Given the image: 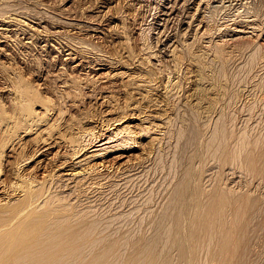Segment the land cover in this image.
Instances as JSON below:
<instances>
[{"label": "rangeland", "instance_id": "1", "mask_svg": "<svg viewBox=\"0 0 264 264\" xmlns=\"http://www.w3.org/2000/svg\"><path fill=\"white\" fill-rule=\"evenodd\" d=\"M263 55L264 0H0V240L20 251L22 235L66 216L96 229L84 264L112 243L105 263L129 264L154 237L159 260L138 264H232L204 242L181 259L176 229L155 230L190 173L199 193L262 203L248 262L264 264V179L215 159L213 132L232 121L229 151L248 127L264 138Z\"/></svg>", "mask_w": 264, "mask_h": 264}, {"label": "bare ground", "instance_id": "2", "mask_svg": "<svg viewBox=\"0 0 264 264\" xmlns=\"http://www.w3.org/2000/svg\"><path fill=\"white\" fill-rule=\"evenodd\" d=\"M259 51H258V54H259ZM216 53L219 54L220 51L216 50ZM258 58H260V57H258ZM226 79H228V78H226ZM202 82H204V81H202ZM260 82H262V81H260ZM257 86H260L261 92L264 94V83L262 82L261 85H257ZM262 97H261V100H262ZM29 102H31V101H29ZM22 104H23V102H22ZM26 105H27V103H26ZM257 106H258V104H257ZM17 107H18V105H17ZM247 108H248L247 109L248 114L253 112V110L255 109V107H248V106H247ZM224 112H225V110H224ZM208 113H210V112H208ZM229 113H231V112H229ZM227 115H229V114H227ZM219 119H222V118L219 117ZM206 120H207V118H206ZM228 121L224 120L222 123L220 122L219 125H217L218 123L215 124L217 126L214 128V131H213L215 136H216V138H214V139H217V137L224 139L223 143L220 140L221 142L219 143L218 148H216V150H214L215 159L217 157H218V159L219 158L223 159V164H225V161L226 162L229 161L231 163H235L237 161V163L239 162L242 164L243 167H245V169H244L245 173H247L248 175H250L251 177H254V178L264 179V138L262 136H260V137H262V139L261 138L254 139L255 136L254 137L252 135L248 136V133L251 132V130H252V128L250 129L248 127L247 132L245 131L246 135L243 136V139H241L240 142L235 143V146H234L235 150L229 151L228 145L232 144V143L227 142V141H229V135H227L228 134L227 129H229V128L226 127L227 126L226 124L228 123ZM253 132H254V130H253ZM231 137L232 136L230 135V139H231ZM215 144H216V142H215ZM212 145H211V147H212ZM213 148L214 147H212V150H213ZM186 151H187V149H186ZM196 156H198V155H196ZM1 157H2V155H1ZM198 158H199V156H198ZM241 169H243V168H241ZM189 174L187 173V174L181 176V179L178 180L176 187L173 189V193H172V197L170 199V202L163 209L164 211L160 214L158 221H157V224L154 226L155 230L158 233L159 229L161 231L162 226L164 229H166L167 228L166 225L169 224L170 226L167 229L166 233H167V235H171L172 231L173 230L175 231V229H176V232H175L176 234H173L172 240L170 242L169 241L168 242H169L170 248L174 249L175 251H178L177 257L179 256V258H181V259L188 258V255H189V257H192V256L195 257V255H196L195 252L192 253V251H191L193 249L192 246L194 247V245H195V250L197 251L198 246H202L201 243L204 242V246L206 244V247L204 249H205L206 253H208L209 256H211L210 258H213V256L219 257L220 259L229 258L230 261H233L232 264H249L248 261L251 258V257L249 258V256L251 255V246H252L251 244L253 242L252 237H254V232H253V230H251V226L254 224L255 219H257L256 218L258 216L257 214H260L263 210V206L261 205L262 203L260 204L258 202L259 200L257 201L255 199H250L249 197L244 198L243 196H240L237 198V197H233L231 195L227 196L228 195L227 193L222 194V195H224V197H220V198H217V195H219V194H216L214 191H211L208 193L203 191V193H199L200 190L198 191V187L197 188L191 187V183H190V179H189V177H190L193 180L192 181V185H193V182H196V178L194 176H192V174H190V175ZM203 194L205 195L206 198L204 197L205 201H203V203H202L201 202V196ZM236 203H237V206L235 208H233L234 210L232 209L233 212L230 215V219H227V215L229 213L228 209ZM197 210H198V212H197ZM193 211L195 214H192ZM50 212H49V214H50ZM42 217H44V215ZM68 219L69 218H67L65 216V218H63L59 222H53V224L51 223V225L44 224L39 229V231L37 232L36 235H28V234L22 235L20 238L24 242V247L20 251H17L16 247L13 244V240H9L7 243H5V242L3 243V240H0V264H20L19 263L20 261L22 262L21 264H41V263L45 264L49 260H56L57 263L59 261V264H60V261L62 258H66L68 260L74 259V262L76 261L75 262L76 264L77 263L82 264V262L84 264V262L86 261L85 259H87L86 258V256H87L86 248L88 249V247H87L88 245L86 244L85 240L88 238L92 239L93 238V237H91L92 232L96 233V229H95V227L90 226L85 231L82 230V231L78 232V229H80V228H78L77 232H75L76 231L75 230L76 225L72 226L73 224H71ZM229 220H231V221L229 222ZM227 221L230 224V226H229L230 228H227ZM183 226H184L185 230L187 228L189 231L191 230L190 233L186 230L189 234V235L187 234L188 237H186V235H184L186 238V243L188 244V247H189L188 252H187L186 245H185L184 241L182 240V237L180 236V235L183 236V234L179 233L180 231H178L179 228H183ZM163 228H162V230H164ZM182 231L183 230H181V232ZM163 232L164 231H162V233ZM154 233L157 234L156 232H154ZM162 233H161V235H162ZM158 234L156 236H160ZM96 236H97V234H96ZM184 236H183V238H184ZM213 236H215V238H216L214 240V242H213ZM42 237L45 238V241H42L41 244H39L40 242L36 243L38 241V239L42 238ZM152 238H153V235H152ZM156 238H159V237H154L153 240L148 239L151 242L153 241V243L147 241L150 244H152V246H149L150 244H147L146 241H143V242H145V245H143V248H141V250L139 248L140 251L135 250L137 253V256H133L134 258L133 257L129 258L128 259L130 261L129 264H138L137 263L138 259L136 257H138L139 255L142 256L141 258H143V256L145 255L146 257L151 258L153 263H157L156 261L159 260L160 255H158V253H156V252L160 253L161 250L159 251V249H157V251H155L153 249L154 245L157 244V243L155 244L154 242L158 241V243H160L159 241H162V240H160V238L159 239H156ZM167 238L170 239V237H167ZM97 239H99V237ZM180 240H182V242L184 244H182V242ZM104 241L106 242V240H104ZM89 242L87 241V243H89ZM205 242H207V243H205ZM176 243H178V245L175 246ZM172 244H174L175 247ZM146 245H147L146 248H148V249L145 251L146 248L144 249V246H146ZM166 245H167V243H166ZM116 246H117V244L112 243V244L106 246L107 247L106 250L107 249L109 250L111 248H115ZM160 246H161V244H160ZM212 246L214 247V250H213ZM155 248H156V246H155ZM142 249H144V251ZM52 251H54V253H52ZM105 251H103L102 254L100 253V254L94 255L93 258L91 259V261L88 262L87 264H106L105 263L107 261L106 259L110 258V257H109V253L108 252L105 253ZM113 251H114V249H113ZM200 251H201V249H200ZM58 254H61V255L59 256ZM258 255L256 254V256H258ZM194 257H193V259H194ZM138 258H140V256ZM179 258H178V260H179ZM46 259H48V261H46ZM79 259H81V261L77 262ZM135 259H137V260H135ZM141 260H144V259H141ZM214 261H215V259H214ZM52 262H54V261H52ZM141 262H143V261H141ZM189 263H190V261H189ZM192 263H193V261H192ZM146 264H148V263H146ZM186 264H188V263H186ZM255 264H257V263H255Z\"/></svg>", "mask_w": 264, "mask_h": 264}]
</instances>
